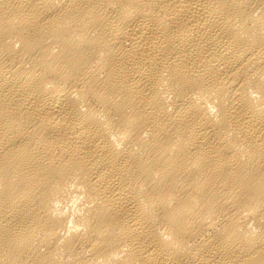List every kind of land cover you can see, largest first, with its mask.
<instances>
[{"label":"bare ground","instance_id":"bare-ground-1","mask_svg":"<svg viewBox=\"0 0 264 264\" xmlns=\"http://www.w3.org/2000/svg\"><path fill=\"white\" fill-rule=\"evenodd\" d=\"M0 264H264V0H0Z\"/></svg>","mask_w":264,"mask_h":264}]
</instances>
